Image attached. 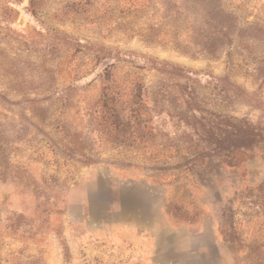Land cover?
<instances>
[{"label": "rangeland", "instance_id": "rangeland-1", "mask_svg": "<svg viewBox=\"0 0 264 264\" xmlns=\"http://www.w3.org/2000/svg\"><path fill=\"white\" fill-rule=\"evenodd\" d=\"M34 3L0 0V264H264V64L236 44L199 54L178 0ZM221 3L264 28V0ZM142 57L228 76L233 101L202 90L207 107L243 126L224 146L252 147L205 149L169 119L151 141L107 140L91 106L111 86L128 120L134 86L163 76Z\"/></svg>", "mask_w": 264, "mask_h": 264}, {"label": "trees", "instance_id": "trees-1", "mask_svg": "<svg viewBox=\"0 0 264 264\" xmlns=\"http://www.w3.org/2000/svg\"><path fill=\"white\" fill-rule=\"evenodd\" d=\"M182 4L180 16L183 18L186 35L198 53L208 58H217L223 49L235 44L246 50L254 63L264 64V28L257 24H241L238 16L226 10L221 0H178ZM32 6H35L32 0ZM181 9V8H180ZM179 13V10H176ZM90 44V43H88ZM258 51H260L259 54ZM99 53V52H97ZM96 53L97 57L100 56ZM128 54L118 55V60L126 61ZM147 62L145 67H137L157 70L162 74L157 86L145 85L140 82L133 88L131 103L129 105V118L124 119L120 113L117 96L112 93L111 86L106 85L97 101L91 106L99 131L106 139L120 144L138 141L140 137L151 141L155 135L163 136L167 120L172 122L174 128L183 126L185 130L193 133V142L205 149H224L230 147L250 148L248 143L238 142L224 146L230 135L239 136V128L234 120L227 115L208 108L210 97L202 90H208L225 106L233 100L230 98L231 90L237 89L227 77H219L208 73H202L186 67L173 64L168 61L142 57ZM131 62L135 63L134 60ZM113 63L105 64L104 75L108 79ZM260 75L264 79V68H259ZM62 92L64 89H57ZM54 92L52 93V97ZM67 104L71 98L68 93L60 95ZM175 100L174 105L168 104L170 99ZM26 102H34V99H26ZM214 105V104H213ZM197 119L193 124L189 118ZM248 126H246V130ZM184 130V131H185ZM252 131L246 135L248 139ZM166 137V136H164ZM225 147V148H224ZM6 142L0 133V160L6 162ZM8 165L0 164V172L6 171Z\"/></svg>", "mask_w": 264, "mask_h": 264}]
</instances>
